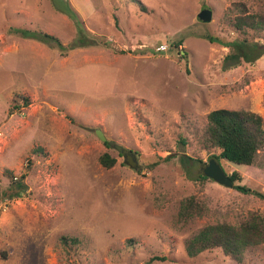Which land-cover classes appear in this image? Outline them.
<instances>
[{
  "label": "rangeland",
  "instance_id": "rangeland-1",
  "mask_svg": "<svg viewBox=\"0 0 264 264\" xmlns=\"http://www.w3.org/2000/svg\"><path fill=\"white\" fill-rule=\"evenodd\" d=\"M239 3L264 15V0H0V264H264V243L242 261L186 252L207 224L264 216V199L235 188L264 192V151L255 165L221 161L242 175L233 186L201 177L212 110L264 118V55L225 70L229 48L204 37H241L230 22ZM12 28L53 34L66 54ZM81 30L93 40L82 44ZM250 36L264 45V30ZM20 95L31 103L17 109ZM188 197L205 209L180 222Z\"/></svg>",
  "mask_w": 264,
  "mask_h": 264
},
{
  "label": "trees",
  "instance_id": "trees-1",
  "mask_svg": "<svg viewBox=\"0 0 264 264\" xmlns=\"http://www.w3.org/2000/svg\"><path fill=\"white\" fill-rule=\"evenodd\" d=\"M234 9L233 12L235 13L232 16L230 15V22L233 28L242 35L241 37H237L234 40H224L214 38L208 34L204 36L212 42L217 41L229 48V52L224 59L225 70L232 68L230 65L235 67L241 65L243 62L253 63L264 55V45H261L250 36L251 33L264 30V15L249 13L242 3L236 4ZM12 30L16 34H21L26 38H32L44 43L54 42V46L66 54L65 50L67 46L53 34L41 29L12 28ZM80 35L82 36L80 38L82 44L88 38L93 40V36L90 33L82 31ZM94 41L98 45H110L106 41L104 43L101 40L95 39ZM181 44V40H178L175 44L169 46V50L173 47L178 48ZM137 51L143 52V54L150 51L155 54L163 52L149 47ZM178 53L185 55L186 52L182 50ZM20 98L22 100L15 105V108L19 109L21 106L30 105L31 101L29 97L20 95ZM204 143L208 149L215 150L211 156L219 163L222 160H227L237 165H255L264 151V118L260 113L250 109L219 108L212 110L208 114V125L205 130ZM169 158H166V160ZM186 160L196 161L195 158L190 156L186 157ZM116 161L117 159L108 152H105L100 157V162L106 167L113 166ZM157 163L155 162V164ZM8 173L10 177L15 178L12 171H8ZM230 176L233 182L242 180V175L238 170L233 171ZM201 177L203 179L209 178L205 173ZM16 178L17 180L14 181V185L17 191L15 193L26 191V174H22L21 177L16 176ZM235 188L243 193L254 194L264 199V192L252 189L247 185L235 184ZM204 209V204L194 197H188L181 204L178 220L180 222H187L197 215L203 214ZM263 243L264 216L253 213L249 218L237 224L218 222L205 225L187 240L186 252L189 256L193 257L206 250L221 248L227 255L237 261H242L245 253L250 248ZM155 259L165 260L166 258L164 256H154L151 261Z\"/></svg>",
  "mask_w": 264,
  "mask_h": 264
},
{
  "label": "water",
  "instance_id": "water-1",
  "mask_svg": "<svg viewBox=\"0 0 264 264\" xmlns=\"http://www.w3.org/2000/svg\"><path fill=\"white\" fill-rule=\"evenodd\" d=\"M199 20L202 22H210L213 18V11L211 9H203L199 15ZM96 134L98 137L102 140H106L107 137L102 129H97ZM129 162L131 160L129 159ZM133 165V164H132ZM205 174L206 176L214 179L220 184L227 185V186H233L234 182L231 178V176L225 171L221 163H219L215 158H211L209 161V164L205 168Z\"/></svg>",
  "mask_w": 264,
  "mask_h": 264
},
{
  "label": "built area",
  "instance_id": "built-area-1",
  "mask_svg": "<svg viewBox=\"0 0 264 264\" xmlns=\"http://www.w3.org/2000/svg\"><path fill=\"white\" fill-rule=\"evenodd\" d=\"M168 48H169V46H168L167 44H162V45L158 48V50H161V51H167V50H169Z\"/></svg>",
  "mask_w": 264,
  "mask_h": 264
}]
</instances>
